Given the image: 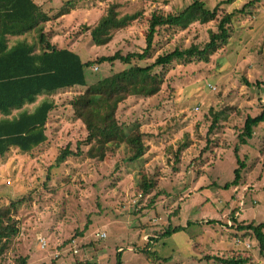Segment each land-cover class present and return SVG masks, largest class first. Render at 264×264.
<instances>
[{
  "label": "rangeland",
  "instance_id": "rangeland-1",
  "mask_svg": "<svg viewBox=\"0 0 264 264\" xmlns=\"http://www.w3.org/2000/svg\"><path fill=\"white\" fill-rule=\"evenodd\" d=\"M67 1L72 0L53 1L47 30L52 43L85 63L117 52L143 53L152 14H178L193 3L77 0L72 9ZM200 1L213 10L226 0ZM252 1L220 5L207 24L158 28L150 55L132 64L147 67L175 50L203 49L219 32L221 19L237 12L227 41L219 42L208 61L176 59L156 67L152 75L162 81L160 91L119 104L121 131L103 160L88 157V132L72 103L128 65L94 64L85 69L86 87L38 98L36 103L48 99L55 105L48 141L31 153L12 148L0 157V206L23 199L13 215L19 234L7 242L1 264L23 258L28 264H115L118 256L122 264H221L211 257L264 264L253 233L237 230L264 222V122L245 145L239 143L247 118L264 107V1L249 5ZM112 5L121 16L139 17L97 46L91 28ZM63 8L69 13L59 15ZM140 137L148 151L130 162V143ZM67 148L75 154L59 165ZM238 161L245 164L241 181L227 188ZM145 182L153 184L148 191ZM175 227L178 232L162 238ZM102 233L106 237L100 239Z\"/></svg>",
  "mask_w": 264,
  "mask_h": 264
},
{
  "label": "trees",
  "instance_id": "trees-1",
  "mask_svg": "<svg viewBox=\"0 0 264 264\" xmlns=\"http://www.w3.org/2000/svg\"><path fill=\"white\" fill-rule=\"evenodd\" d=\"M233 1H223L215 9L210 10L203 1L193 0L191 5L178 14L153 13L149 20L147 48L143 53L124 56L117 52L113 56H104L94 62L85 63L78 53L52 43V35L47 29L54 18L34 0H0V157L6 155L12 148L22 153H31L48 141V123L55 105L48 99L36 103L39 97L43 95L51 97L62 90L86 87L87 67L94 64H114L119 61L129 67L88 87L85 93L72 103L76 116L85 124L88 132L86 139V143L90 145L88 157L105 159L108 145L115 142L121 131L116 118L119 104L131 96L156 95L160 91L162 82L157 75H152L156 67H164L176 59L198 57L208 61L210 54L219 48V42L227 41L228 26L237 12L226 14L221 19L219 32L211 34L210 42L203 49L193 46L185 50H175L157 58L154 64L147 67L132 64L134 59L144 61L150 55L158 28H187L195 22L207 24L217 17L220 5L231 4ZM262 1L264 0H254L249 5ZM77 4V0L65 3L72 9ZM62 10L59 15L69 13L68 9ZM240 12L244 13V10ZM138 17V14L121 16L118 5H112L99 23L91 28V38L97 46L107 45L113 39L115 31L128 27ZM32 105L35 107L30 110L29 107ZM263 122L264 107L259 115L247 118L239 135V143L245 145L252 139L254 129ZM130 144L133 148L130 162L142 159L148 151L141 137ZM74 154L68 148L65 149L57 159L58 164L64 163ZM238 163L240 166L235 170V179L226 185L227 188L232 185L237 186L241 181V170L245 164L241 161ZM142 187L148 191L153 184L145 182ZM22 201L23 199H20L11 205L0 206V258L7 242L19 234L13 215ZM232 218L234 224H237V219ZM237 230L252 232L261 253L264 254V222L259 225L244 223L238 225ZM178 231L179 227L168 228L162 238ZM142 252L147 253L149 250ZM211 259L221 264L247 263L246 259L219 257H211ZM19 264H28V261L23 258L20 259ZM115 264H122L120 256Z\"/></svg>",
  "mask_w": 264,
  "mask_h": 264
},
{
  "label": "crops",
  "instance_id": "crops-1",
  "mask_svg": "<svg viewBox=\"0 0 264 264\" xmlns=\"http://www.w3.org/2000/svg\"><path fill=\"white\" fill-rule=\"evenodd\" d=\"M38 5H40L42 8H43V10L49 15V16H51V14L53 13V10H51V9H53V1L55 2V1H60V0H34ZM52 5V6H51ZM47 8H48V10H47ZM63 91V90H62Z\"/></svg>",
  "mask_w": 264,
  "mask_h": 264
},
{
  "label": "built area",
  "instance_id": "built-area-1",
  "mask_svg": "<svg viewBox=\"0 0 264 264\" xmlns=\"http://www.w3.org/2000/svg\"><path fill=\"white\" fill-rule=\"evenodd\" d=\"M101 239L106 237L105 233H102L101 235H98Z\"/></svg>",
  "mask_w": 264,
  "mask_h": 264
}]
</instances>
